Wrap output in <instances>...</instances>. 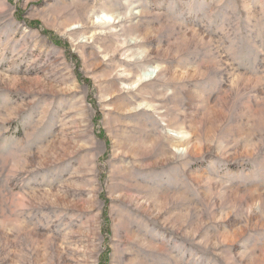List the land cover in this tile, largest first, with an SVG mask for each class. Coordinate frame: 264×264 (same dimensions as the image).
<instances>
[{
	"label": "rangeland",
	"instance_id": "obj_1",
	"mask_svg": "<svg viewBox=\"0 0 264 264\" xmlns=\"http://www.w3.org/2000/svg\"><path fill=\"white\" fill-rule=\"evenodd\" d=\"M0 264H264V0H0Z\"/></svg>",
	"mask_w": 264,
	"mask_h": 264
}]
</instances>
